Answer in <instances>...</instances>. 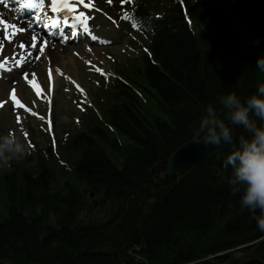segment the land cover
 Segmentation results:
<instances>
[{
    "label": "trees",
    "instance_id": "16d2710c",
    "mask_svg": "<svg viewBox=\"0 0 264 264\" xmlns=\"http://www.w3.org/2000/svg\"><path fill=\"white\" fill-rule=\"evenodd\" d=\"M106 6L139 51L116 61L79 129L31 138L0 168V264H231L221 252L237 248L264 264V232L219 175L229 147L164 176L209 103L264 83V0Z\"/></svg>",
    "mask_w": 264,
    "mask_h": 264
},
{
    "label": "rangeland",
    "instance_id": "374dc122",
    "mask_svg": "<svg viewBox=\"0 0 264 264\" xmlns=\"http://www.w3.org/2000/svg\"><path fill=\"white\" fill-rule=\"evenodd\" d=\"M90 15L93 17L90 18L91 25L103 32L104 35L102 34L100 39L104 43L86 45L81 49L76 44H67L56 51L50 49L44 55L45 59H49L55 53L62 56L59 69L50 67L54 77L50 84L46 82L43 71L45 62L27 66L15 73L12 64L7 63V56L0 59V133L10 132L16 135L26 144L27 152L26 117L29 116L28 121L41 143L48 142L51 134L60 135L63 130L77 128L79 103L85 102L87 105L91 103L100 84L99 74L110 71L113 57L131 55L137 50L126 42L125 35L115 28L111 17L99 11H91ZM254 40L248 35V42ZM14 41L15 38L10 43ZM10 43L5 42L2 49L9 51ZM37 44L38 41L34 44L35 49ZM67 57H76L77 60H69ZM29 79L35 81L37 90H33L28 84ZM9 87L16 88L23 105L15 108L11 104V98L8 96ZM26 106L29 107L28 112ZM51 118L55 119L54 130L49 127ZM5 166L6 163L0 160V168Z\"/></svg>",
    "mask_w": 264,
    "mask_h": 264
},
{
    "label": "clouds",
    "instance_id": "9594fccd",
    "mask_svg": "<svg viewBox=\"0 0 264 264\" xmlns=\"http://www.w3.org/2000/svg\"><path fill=\"white\" fill-rule=\"evenodd\" d=\"M254 43L258 45L259 38ZM255 66L264 72V53ZM219 103V109L212 103L206 106L205 114L192 124L191 134L206 145L230 148L219 175L233 195L239 194L241 208L264 232V83L243 99L228 91L219 96ZM26 152V144L16 135L0 133V160L7 163Z\"/></svg>",
    "mask_w": 264,
    "mask_h": 264
},
{
    "label": "bare ground",
    "instance_id": "6f19581e",
    "mask_svg": "<svg viewBox=\"0 0 264 264\" xmlns=\"http://www.w3.org/2000/svg\"><path fill=\"white\" fill-rule=\"evenodd\" d=\"M10 12H11V10H10L9 6L5 5L3 3V1L0 0V20H2V21L8 20V23H6L5 25H8V24L15 25L14 28L6 27L8 29L7 31L8 32L12 31V35L15 37V41L12 44L10 43L11 46H10L9 51L7 53V59H8L7 63L10 64V65L12 64V67H14L16 70H20L22 68H26L27 66L36 65L35 58L37 56V53H36L34 47H32L30 45L31 44V40H32V36L34 38H36V36L32 35L31 33H29L26 30L27 29L26 26H25L26 23L24 21H19L18 19H15V18H12V17H8ZM25 30H26V33H22ZM96 37L97 36H95V38ZM6 40H7L6 34H2L0 32V46L2 48L4 47V44H5ZM52 47H54V46H52ZM49 48H50V46L47 44V47H46L44 53L47 52L49 50ZM44 53L40 54V56H42V57L39 60V62H46L47 61V59H43V57L45 55ZM67 59H69V60L73 59V61L77 60L76 57H67ZM48 61L51 64H54V67L56 68V67H58L57 65L60 64L61 55L60 54L59 55H52V58H49ZM15 69H13V71H16ZM226 148H228V146L223 148V149H221V150H217V151H222V150H224ZM217 151H214V152H217ZM214 152H212V153H214ZM212 153H210V154H212Z\"/></svg>",
    "mask_w": 264,
    "mask_h": 264
},
{
    "label": "water",
    "instance_id": "95a60500",
    "mask_svg": "<svg viewBox=\"0 0 264 264\" xmlns=\"http://www.w3.org/2000/svg\"><path fill=\"white\" fill-rule=\"evenodd\" d=\"M227 146L214 147L190 139L178 146L168 157L164 169L165 177H173L182 170L188 169L197 164L201 159L210 153L221 150Z\"/></svg>",
    "mask_w": 264,
    "mask_h": 264
},
{
    "label": "snow or ice",
    "instance_id": "6c2138e0",
    "mask_svg": "<svg viewBox=\"0 0 264 264\" xmlns=\"http://www.w3.org/2000/svg\"><path fill=\"white\" fill-rule=\"evenodd\" d=\"M44 4V0H27L25 4L26 7H37L42 6ZM85 5V0H51V8L53 12H63L67 11V13L72 17V26L76 27L77 24L83 26L85 31H88V25L86 23L85 13L77 12V6ZM127 16V14H125ZM64 23H69V16L66 15L63 17ZM2 22V21H0ZM58 19L53 20V24L58 23ZM8 28H14L15 25L8 24L6 25Z\"/></svg>",
    "mask_w": 264,
    "mask_h": 264
},
{
    "label": "flooded vegetation",
    "instance_id": "af4514ba",
    "mask_svg": "<svg viewBox=\"0 0 264 264\" xmlns=\"http://www.w3.org/2000/svg\"><path fill=\"white\" fill-rule=\"evenodd\" d=\"M231 254H230L232 256V259L230 260L231 264H245L247 262L255 260V259L252 258L251 255H249V254H241V252H239V251H234ZM228 256H227V259H229ZM238 259H240L241 261L237 262ZM213 264H216L215 260H213ZM254 264H258V263L256 262Z\"/></svg>",
    "mask_w": 264,
    "mask_h": 264
}]
</instances>
